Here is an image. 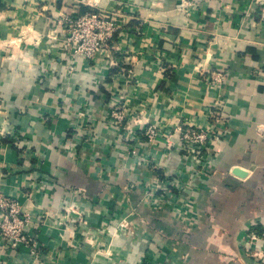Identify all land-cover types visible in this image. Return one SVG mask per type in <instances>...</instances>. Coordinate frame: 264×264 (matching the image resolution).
I'll use <instances>...</instances> for the list:
<instances>
[{
	"label": "crops",
	"instance_id": "crops-1",
	"mask_svg": "<svg viewBox=\"0 0 264 264\" xmlns=\"http://www.w3.org/2000/svg\"><path fill=\"white\" fill-rule=\"evenodd\" d=\"M91 10L118 29L88 59L65 18ZM221 98L201 173L175 128ZM0 194L38 245L0 235V264H264V0H0Z\"/></svg>",
	"mask_w": 264,
	"mask_h": 264
},
{
	"label": "built area",
	"instance_id": "built-area-1",
	"mask_svg": "<svg viewBox=\"0 0 264 264\" xmlns=\"http://www.w3.org/2000/svg\"><path fill=\"white\" fill-rule=\"evenodd\" d=\"M223 4L236 0H219ZM66 33L64 44L72 55H81L88 59L96 58L100 53L107 50L110 40L114 37L118 25L106 13L91 10L85 13L69 15L65 18ZM213 79L221 83L225 74L221 71L213 72ZM224 99H217L212 111L213 122L209 128H203L193 122H179L176 130L180 132V139L183 140V149L186 157L195 158L200 161L198 172L211 173L214 171L210 164H213V149L217 141L225 135L228 119L224 114ZM126 109H119L112 112L116 122H122L126 117ZM85 122V121H84ZM89 122V119H88ZM224 127L220 129L219 124ZM149 142H154L161 131L156 126H149L145 130ZM195 176V175H194ZM194 176H190L185 184H181L182 189L186 185L192 184ZM184 185V186H183ZM171 188L165 189V195L172 194ZM187 203L192 202L190 197H185ZM167 203L166 196H160L153 201L156 207H162ZM30 216L26 213L21 203L8 195L0 194V235L7 240L8 245L17 247L20 244H30L38 246L33 237L27 233ZM251 241H256L259 236L255 233L250 235Z\"/></svg>",
	"mask_w": 264,
	"mask_h": 264
},
{
	"label": "water",
	"instance_id": "water-1",
	"mask_svg": "<svg viewBox=\"0 0 264 264\" xmlns=\"http://www.w3.org/2000/svg\"><path fill=\"white\" fill-rule=\"evenodd\" d=\"M235 172H236L238 175H245V172L242 171L241 169H236Z\"/></svg>",
	"mask_w": 264,
	"mask_h": 264
},
{
	"label": "rangeland",
	"instance_id": "rangeland-1",
	"mask_svg": "<svg viewBox=\"0 0 264 264\" xmlns=\"http://www.w3.org/2000/svg\"><path fill=\"white\" fill-rule=\"evenodd\" d=\"M188 201H185V204L187 203Z\"/></svg>",
	"mask_w": 264,
	"mask_h": 264
}]
</instances>
